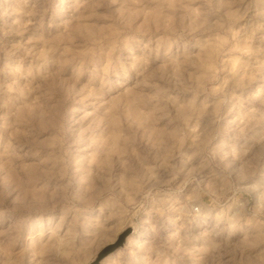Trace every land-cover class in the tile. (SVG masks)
<instances>
[{
	"label": "rangeland",
	"instance_id": "obj_1",
	"mask_svg": "<svg viewBox=\"0 0 264 264\" xmlns=\"http://www.w3.org/2000/svg\"><path fill=\"white\" fill-rule=\"evenodd\" d=\"M0 264H264V0H0Z\"/></svg>",
	"mask_w": 264,
	"mask_h": 264
},
{
	"label": "water",
	"instance_id": "obj_2",
	"mask_svg": "<svg viewBox=\"0 0 264 264\" xmlns=\"http://www.w3.org/2000/svg\"><path fill=\"white\" fill-rule=\"evenodd\" d=\"M130 231H128L127 233L123 234L120 236L119 240L113 244L112 246H110L107 250V252L105 253V255L109 254L110 252L115 251L116 249L122 247L126 241L127 236L129 235Z\"/></svg>",
	"mask_w": 264,
	"mask_h": 264
}]
</instances>
